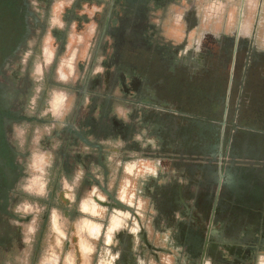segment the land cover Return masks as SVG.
Wrapping results in <instances>:
<instances>
[{
  "label": "crops",
  "instance_id": "crops-1",
  "mask_svg": "<svg viewBox=\"0 0 264 264\" xmlns=\"http://www.w3.org/2000/svg\"><path fill=\"white\" fill-rule=\"evenodd\" d=\"M61 19L63 26L60 27L63 33L68 30L66 27L69 21L72 23L70 33L66 32L65 37L63 36L67 47L72 48L74 37H79V20L63 19V15ZM109 23L110 19L106 18L105 25ZM109 25L113 27L112 23ZM15 28L11 22L9 25L0 26V30L6 31L4 36H8L9 31L13 33ZM50 39L52 41V37ZM30 44L33 45L34 42ZM78 46L72 58L75 60L73 61L75 67L79 63ZM52 62L51 60L47 64L50 66ZM166 65L161 68L162 72L165 71L163 72L165 75L158 79L162 85L159 93L160 102L170 100L168 94L171 87L174 91L175 80L178 79L177 68L171 64ZM49 66L44 65V74L47 72L46 67ZM64 67H67L66 63L60 68L59 73L61 78L68 80ZM167 80L174 81L168 83ZM45 81H48V77L44 79ZM48 83L52 86V82ZM66 90L65 93H60L59 111L56 98L44 111L50 112L53 117L51 122L59 121L55 118V112L59 114V117L65 116V118L69 115L74 116L75 112L79 113V90L77 88ZM40 93L39 90L36 97L30 101L36 109L42 106ZM147 105L150 106L148 109L151 111L153 108H159L156 104L148 103ZM122 110L123 116H126L127 109L123 107L119 111L122 112ZM158 112L165 117L160 119L156 112L150 115L159 117L161 124L169 129L171 143L164 141L161 135L157 133L154 135L149 129L145 130L148 128L146 125L143 130L132 134L127 133L125 136L119 133L101 136L87 132L86 137H82L81 134L79 141L81 133L79 120L70 122L69 118H67V125L70 134L78 137V141L67 143L63 148V155L58 159L49 155L50 147L47 151L44 150L45 155L41 161H38L37 157L27 158L26 150L31 148V144L23 142L22 145L20 141H17V144L15 142L20 156L18 166L21 168L22 176L23 173L26 174L24 170L27 172L26 164L34 167L39 163L41 166L40 173L31 181V185L35 186L39 192L34 194L35 198L27 201L33 209V214L35 213L33 218L27 219V222L37 223L40 220L42 226L40 230L36 227L34 233L30 231V235L33 236L30 241L34 242V245L40 244L49 213L51 215L53 213L55 226L58 227L59 221H62L68 227L67 237L69 234L79 237V264H158L163 260H178L180 264H192V262L219 264L210 256L204 257L208 230L212 228L216 232L214 236H211V240L218 245L217 256L220 257L224 253L230 260L243 262L249 260L250 262L255 259L252 264H264V251L255 253L245 244L238 245V242L240 243L241 239L246 237L245 232L256 246L262 237L263 228L249 222L248 218L251 214H264L258 198L263 191L260 184L264 179V173L256 172L253 167L247 170L246 166L237 165V169L230 170L229 174V171L224 170V165L222 166L219 162L203 164L173 160L171 157L175 154H200V152L196 149V142L192 145L189 141L180 139V124L173 128L172 118L176 116V112L164 108ZM86 129L88 131L89 128ZM20 132V130L17 131L18 139H21ZM35 133H43V131L36 128ZM49 133L50 130L45 135ZM90 136H94V139L90 140ZM142 137L148 139H143L142 142ZM33 144V148H36L38 142ZM79 144L83 145L84 149H89L86 152L92 160L89 164L93 166L96 164V169L91 172L87 170L88 164L79 158L81 152L73 150L79 148ZM159 156H165V158H159ZM99 170L102 175H99ZM27 175L28 173L24 176ZM228 175L230 177L226 178L225 176ZM221 181H227V193L214 210V192L217 183ZM20 189L22 188L15 187L13 194ZM233 189L236 190L235 194L232 192ZM14 214L15 218L11 224L17 227L18 223L25 219ZM212 218L217 223L211 224ZM73 220H79V227L76 226L75 232L69 230ZM230 221L235 227L240 226L242 232L235 233L232 225L227 223ZM35 231L38 233L36 234ZM144 234H147V240L152 248L145 253L140 247L141 236ZM23 241L20 231L18 242L20 246L24 245ZM15 243L17 242L9 243L7 250H10V246ZM71 243V240L66 241L67 246ZM225 246H229L231 252ZM248 255H251L249 259H247ZM53 260V258L50 259L48 264H51Z\"/></svg>",
  "mask_w": 264,
  "mask_h": 264
},
{
  "label": "rangeland",
  "instance_id": "rangeland-1",
  "mask_svg": "<svg viewBox=\"0 0 264 264\" xmlns=\"http://www.w3.org/2000/svg\"><path fill=\"white\" fill-rule=\"evenodd\" d=\"M2 2L4 1L0 0V26L4 24L9 25L10 22L1 7ZM77 2H79V9L77 8ZM143 6L141 0H53V4L48 9V12L43 10L40 12L38 10L35 11L42 18L40 22L42 27H35L36 40L33 42L37 45V52L33 57L31 52L24 51L17 58V64L12 66L13 70H16L22 78H29L31 80L29 92L22 94L20 99L21 111L27 119L21 120L20 123L16 124L14 132H12V140L16 141V144L17 141H20L22 145L23 142L31 144V148L26 150L25 157H37L38 161H41V158L45 155L44 150L47 151L50 147L51 154L49 152L48 154L54 158H60L64 152L63 148L67 143L75 140L78 141V137H73L70 134L67 118L70 119V122L79 120V129L81 130L79 134L80 141L81 134L83 135L82 137H86L87 132H91V128L86 131V128L89 127V122L93 118L96 120L100 118V110L99 108H93L94 103L101 105L104 100L112 95L117 100L114 101L110 112H108L109 114L112 116L114 114V116L126 122L136 119L133 121L138 122L139 125L143 123V126H148L145 130L149 129L152 134L156 135L157 133L162 136L164 141L171 143L169 129L161 124L157 116H151L150 113L143 116L139 114L140 111L138 109H135L147 105L148 102L140 101H147L149 98L145 99L143 96L128 94L120 86H116L118 73L120 71H129V67L126 66L133 65L135 67L134 71L144 79L149 78L155 81L157 78L159 79V77L165 75L163 74L165 71L162 72L161 68L163 65H167L166 63L158 64L154 53L150 54L149 58L145 61L138 58H129L127 47L131 45V41L135 38H141V35L138 32L136 33V28H134V25L139 22L135 12L140 11V17L143 19L141 20V24L147 25L148 30H145V36L142 35V37L145 40H149V44L154 47L157 45L158 39L162 38L174 45L183 44L182 46L186 45V48L187 46L191 47L193 40L200 34V30L208 29L215 34L231 35L234 37L239 35L241 38L249 40L247 45L243 47L246 51L242 56V61L244 62L253 60L255 50L258 52L264 51V0H160L159 3L156 0H148L147 5ZM76 9L79 14V37H74V46L69 48L67 47V42L65 43V38V44L58 43L54 31L60 32L64 37L66 32L70 33L72 29L71 21H69V25L66 27L68 30L65 29L66 32L63 33V29L60 27L63 26L61 16L66 11H76ZM141 9H144L145 12L142 13ZM191 9L194 10L193 15L196 17L195 21L197 23V26L193 30L189 28L185 21L187 12L191 11ZM106 18L110 19L112 28L109 25L110 23L106 24L107 26L105 25ZM121 24H124L125 27L123 36L126 46L123 49L121 48V54L119 53L120 57H118L120 60L115 64V45L118 41L117 34L121 28ZM5 32L4 30H0V35L4 36ZM148 34L150 37L147 36ZM50 37H52V41ZM187 37L189 38L187 39ZM56 41L57 46L55 45ZM77 46L79 47V63L75 67V63H73L75 60L72 57L74 58ZM44 48L52 49L50 60L44 55ZM185 51L182 50L180 54L184 56ZM25 60H27V63ZM51 60L53 62L49 66L47 62ZM65 63L67 67H64V71L68 75V80L61 78L59 73L60 68ZM45 64L49 67H46L48 81L44 82ZM10 69H12L11 66L8 67V70ZM169 71L171 74V70ZM106 72H111L113 75L115 74L114 77H117V79L115 78V84L111 88H108L106 85ZM247 72H250V69L239 68L237 66L233 68L231 66L228 69L227 84L224 83L225 78L219 79L215 76L212 77L211 82L206 81V84H213L214 90H218L217 87H219L218 92L220 93L223 89H220V87L227 86L225 87L226 96L229 97L227 123L225 127L221 126L223 119L222 110L226 106V100H222L221 107L217 108L216 111L205 112L202 113V116L197 117H202L205 122L208 121L212 125L219 126L222 137L224 136L225 140L228 141L233 140L237 132H246L248 130H257L258 134L264 137V94L258 92L251 93L257 88H255V85L258 83V80L247 79L249 78L247 76L252 77ZM262 72L264 70L260 71V73ZM232 73L234 80L230 90H228L229 78ZM96 79H99L101 84L97 83L93 85ZM167 81L171 83L174 80ZM48 82H52V86ZM144 86L146 87V85ZM202 86L206 88L207 85ZM202 86L200 85V89ZM72 88L79 90V113L75 112L74 116L70 117L69 115L65 118V116L59 117V114L57 115L53 111V113L55 112V118L59 121L51 122L50 120L53 117H51L50 112H44L47 106L53 99L61 97L60 93H65L66 89ZM191 88L193 87L190 81L182 82V80H175L174 91L173 87H171L168 94L170 99L168 102L177 104L181 96V101H185L183 103L186 107H192V103L186 101V95ZM39 90L41 92L40 101L42 106L36 109L30 101L36 97ZM196 90L198 91L199 89ZM196 96H199V94ZM209 97L208 93L204 97L205 100H200L193 106L196 111L201 112L200 109L204 108ZM258 106L259 108H257ZM123 107L127 109L126 112L128 113L126 116H123V110L122 112L119 111ZM37 117L39 119H35ZM36 128H39L43 133L36 134ZM19 130L21 131V139H18L17 131ZM48 130H50L49 135H45ZM93 139L94 136H90V140ZM143 139L148 138L142 137V142ZM34 142H38L36 148H33ZM73 150L74 152H81L79 158L88 164L87 170L89 172L96 169V164L94 166L91 163L89 164L92 161L91 157L89 158V155L86 153L89 149H84V146L79 144V148ZM26 167L27 172L25 170L24 172L28 173V175L24 176L26 174L23 173V176L16 183V187L22 189L12 195V202L10 203V210L25 219L17 225V228L21 231L23 243H25L23 246H20L17 242L13 246H10V250H6V246H1L0 264H48L52 258L54 260L51 264H79V237L72 236L71 234L67 237L66 232L68 227L62 221H59L58 227L55 226L53 213L52 215L49 213L40 244L34 245V242L30 241V238H33L30 235V231L34 233L36 227L40 230L42 226V221L40 220L37 223L27 222V219H31L35 215V213L33 214L32 207L27 204V201L35 198L34 194L38 191L35 186L31 185V181L34 176L40 173L41 166L37 163L34 167L26 164ZM99 175H102L100 170ZM36 198L38 197L36 196ZM73 221L69 230L75 232L76 226L79 227V220ZM68 240L72 242L69 246L66 244ZM158 264L180 263L163 260Z\"/></svg>",
  "mask_w": 264,
  "mask_h": 264
},
{
  "label": "flooded vegetation",
  "instance_id": "flooded-vegetation-1",
  "mask_svg": "<svg viewBox=\"0 0 264 264\" xmlns=\"http://www.w3.org/2000/svg\"><path fill=\"white\" fill-rule=\"evenodd\" d=\"M3 1L4 2H2L1 7L5 11L4 14L7 19L10 20L11 24L16 27L13 30V33L12 31L8 32V36L0 35V247L6 246L7 250L9 249V243L14 241L19 242L20 239V229L12 226L11 224V221L15 218V214L10 210V203L12 202V195L16 187V183L22 176L21 168L18 166L19 155L15 146L16 141L14 142V140H12V132H14V126L16 124L20 123L21 120L27 119L21 111L20 99L22 94L29 92V84L31 82L29 78H22L16 70H13L12 66L17 64V58L20 57L21 53L26 50L30 51L33 57L35 56L37 52V45H31L30 42L36 40L35 27H42L40 23L42 18L35 11L38 10L40 12L43 10L48 12V9L53 4V0ZM156 1L158 3L160 2V0ZM141 2H143V7H145L148 0H141ZM77 6L79 9V2H77ZM77 11L78 10L76 9V11L71 10L69 12H64L63 19L70 18L79 20V14ZM141 11L142 13L145 12L144 9H141ZM135 13L139 22L134 25V28H136V33L138 32L141 35V38H135L131 41V45L127 47L129 58H138L145 61L149 58L150 54L154 53L158 64H171L177 68L178 80H182V82L190 81L193 87L186 95V101H190L192 103V107L195 106L198 101L205 100L204 97H206L208 93L210 97L208 98V102L204 108L200 109L201 112L196 111L194 107L187 108L183 103L185 101H181V96L179 97L181 102L177 100V104H171L168 101L160 102L159 93L162 89L161 81H158V78L155 81L149 78L144 79L134 71L135 67L133 65L126 66L129 67L128 72L120 71L118 73L117 81V77H114L115 74L113 75L111 72L106 73L107 87L111 88L116 81V86H120L124 92L134 94L136 96L139 95L140 97L143 96L145 99L149 98L147 101L142 100L140 102H148L151 105L156 104L159 107L158 109L153 108V111L148 109L150 107L148 105L135 108L140 111V115L142 114L144 116L148 113L154 114L156 112L161 119L165 117H162V113L158 112V110H162V108L165 110L171 109L177 113L176 116L172 118L174 122L173 128H176L177 124H180V139L183 141L185 140L186 142L189 141L192 145L197 142L195 146H197L196 149L199 150L200 154H175L171 157L173 160L185 163L203 164H213L219 162L222 166L224 165V170H228L229 172L234 169L231 167L232 163L246 167L248 164H251L256 172L259 171L263 174L264 137L260 136L257 130L237 132L235 138L228 141L225 140L224 136L222 137L219 126L212 125L208 123V121L205 122L202 117L197 116H202V113L205 112L216 111L217 108L221 107L222 100H226V106L222 110L223 119L221 121V126H226L227 114L229 110V97L226 96L225 90V87L227 86H221L220 89H223L220 93L218 92L219 87H217L218 90H214L213 84H206V81L211 82L212 77L215 76L219 79L225 78L224 83L227 84L228 69L231 66L233 68L237 66L239 68L250 69L251 73L247 72V74L252 75V77L247 76L249 77L247 79L258 80V83L255 85V88H257L251 93L258 92L264 94V72L260 73L261 70H264V51L258 52L255 50L253 60L244 62L242 61V56L246 51L243 47L247 45L249 40L241 38L239 35L234 37L231 35L215 34L208 29L200 30V34L193 40L191 47L187 46L186 48V45L182 46L183 44L174 45L171 42L164 40V38L160 40L158 39L157 45L154 47L149 44V40H145L142 37V35L145 36L144 32L147 29V25L144 26L141 24V20L143 19L140 17V11ZM193 14L194 10L191 9V11L187 12V16L185 17V21L191 30L195 29L197 26L195 21L196 17ZM142 16L144 15L142 14ZM124 30V24H121V28L117 34L118 41L115 45V64H117L120 60L118 57H120L119 53L121 52V48L123 49V47L126 46L123 36ZM54 35L57 37L58 43H64V37L60 32L55 30ZM147 36L150 37L149 34ZM188 38L189 37H187V39ZM57 41L55 42L56 46ZM236 46H238V49L235 53ZM47 49L48 48H44V55L49 60L52 56V51ZM182 50H186L184 56L180 54ZM27 60H25L26 63ZM9 66H11L12 69L8 70ZM46 77H48L47 74H44L43 79L46 80ZM233 80L234 76L232 73L229 78L228 90H230ZM97 83L100 84L99 79H96L93 82V85ZM144 85H146V87ZM200 85L207 86L206 88L205 86H202L200 89ZM196 89L199 90L197 91ZM197 94H199V96H196ZM56 99V106L59 111L60 97H57ZM114 101L115 100L112 96H109L102 102L101 105L94 103L93 108H99L100 110V118L98 120L93 118L89 122L88 128H91V133L101 136L118 135L119 133L120 135L125 136L127 133L132 134L143 130L145 125L143 126V123H140L141 125H139L138 122L133 121L136 119H133L131 122H126L117 118L114 114L113 116L109 114L108 112H110ZM257 108H259V106ZM224 119H226L225 124H223ZM165 120L166 118L164 121ZM160 157L165 158V156H159V158ZM238 169L241 170V168ZM260 185L263 188L262 192H264V179H262V183ZM232 192L235 194L236 190L233 189ZM225 193H227V187L224 185V181L217 183L214 192V210L219 203H221L220 201L224 197ZM210 222L212 224L215 220L212 221L211 219ZM262 226V228H264L263 224ZM257 243L258 245L256 246L253 244V247L264 249V237L258 240ZM140 247L144 253L147 250L152 249L151 247L147 248L143 242ZM228 247L229 246H225L227 250H231V248ZM247 248L249 247L247 246ZM249 249L250 251H254L252 246ZM209 253L210 251L207 250L204 257H209ZM250 256L251 255H248L247 259H249ZM213 258L214 261H217L219 264H252L255 260L252 259L250 262H248L249 260H244V262L230 260L224 253L220 257L215 253ZM176 262L179 261L177 260ZM192 264H196V262H192Z\"/></svg>",
  "mask_w": 264,
  "mask_h": 264
},
{
  "label": "water",
  "instance_id": "water-1",
  "mask_svg": "<svg viewBox=\"0 0 264 264\" xmlns=\"http://www.w3.org/2000/svg\"><path fill=\"white\" fill-rule=\"evenodd\" d=\"M237 49H238V46H236L235 47V53L237 52ZM231 81H232V79H231ZM226 112H227V108H226ZM226 123V119H224V121H223V124H225ZM231 167H233L234 169H236L237 168V165L235 164V163H232L231 164ZM253 167V165H251V164H248V166H247V170L248 169H250V168H252ZM229 174H230V172H228ZM226 178L228 177H230V175H228V176H225ZM226 183H227V181L226 182H224V185H226ZM259 200H260V202H261V208L262 209H264V192H261L260 193V195H259ZM264 215L263 214H251L250 216H249V218H248V221L249 222H253L254 224H256L257 226H259V227H261V229H262V224L264 225ZM212 221H214V218H212ZM224 222L226 223V221L224 220ZM215 223H217V222H215ZM214 223V224H215ZM230 226L232 225V229H234L235 230V233H240V232H242V228L239 226V227H235V225L232 223L231 224V221L230 222H227ZM258 228V227H257ZM264 229V228H263ZM262 229V237L261 238H263L264 237V230ZM215 231L214 230H212V228H210L209 230H208V236H207V239H206V242H205V249H204V256L206 255V251L207 250H209L210 251V253H209V256H211L212 258L214 257V254L216 253V249H217V247H218V245L216 244V243H214V242H212V240H211V236H214L215 235ZM245 234H246V237L245 238H243V239H241V242L239 243L238 242V245L239 246H242L243 244H245V245H247L249 248H251V246H252V248H253V250L255 251V252H257V251H264V249H258V247L256 248V247H253V243H252V240L250 239V237L247 235V232H245ZM141 238H142V242H143V244L145 245V246H147V248H150L151 247V245H150V243L148 242V240H147V234H144V235H142L141 236ZM245 241H248V242H246L245 243ZM228 251L229 252H231V250H229L228 249Z\"/></svg>",
  "mask_w": 264,
  "mask_h": 264
}]
</instances>
